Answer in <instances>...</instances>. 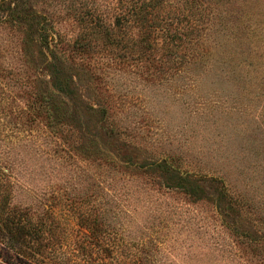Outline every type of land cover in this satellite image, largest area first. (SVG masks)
Returning <instances> with one entry per match:
<instances>
[{"label": "rangeland", "instance_id": "rangeland-1", "mask_svg": "<svg viewBox=\"0 0 264 264\" xmlns=\"http://www.w3.org/2000/svg\"><path fill=\"white\" fill-rule=\"evenodd\" d=\"M163 3L172 31L185 32L189 5ZM203 3L224 24L214 53L186 72L162 43L132 59L87 35L85 13L112 26L126 0H0V264H80V193L98 184L121 187L126 214L106 223L147 240L146 264H264V0ZM17 5L61 37L57 57L37 16H10ZM167 156L222 177L227 195L149 166Z\"/></svg>", "mask_w": 264, "mask_h": 264}, {"label": "trees", "instance_id": "trees-1", "mask_svg": "<svg viewBox=\"0 0 264 264\" xmlns=\"http://www.w3.org/2000/svg\"><path fill=\"white\" fill-rule=\"evenodd\" d=\"M126 1L129 4L127 9L116 14L112 26L107 24L103 14L85 13L89 17V19L84 20L87 23V31L90 29L87 35L97 38V40L102 41L101 43L105 45L127 49L132 59L137 56L141 58L143 55L151 53L157 47L156 45L162 43V48L166 52L165 54L177 57L176 59H172L174 70L183 69L186 72L196 69L197 65L204 62L206 57L214 53L212 49H216L215 46H218L221 34H219V27H216L215 24L222 26L224 21L219 14L208 8L209 6L205 5L203 0H183L186 5H189L190 11L194 16L190 25H183L186 28L185 32L172 31L171 27L175 21V17L169 13L163 14V0H153L158 5L157 11L151 10L149 5L146 4V0ZM18 8L19 5L13 7L10 16L12 15V17L18 20L27 19L30 15L37 16L38 26L36 30L41 34L47 33L43 41L47 40L48 50L53 57H57V50H62V46L59 45L62 42L61 37L58 34L57 36L56 34L52 35L50 34L52 32L48 31V29L39 26V21L42 19V14L39 11L29 10L28 8L18 10ZM176 19L178 18L176 17ZM128 23L134 30L138 28L136 37L134 34L128 35V32L123 31L122 28L128 25ZM180 23V20H177V24ZM175 29L178 31V27ZM43 41L42 45H45ZM244 64L250 67L253 66L252 62ZM209 68L210 66L205 63L201 67V71H206ZM54 79L55 75L53 74ZM239 79L245 82L249 81L248 76H239ZM54 86L60 94L61 92H66V89L57 85L55 80ZM174 160L175 157L167 156L159 160L155 159L151 164L149 163V166L153 165V167L161 169L164 173L165 171L174 173L179 171V183L184 188H192L199 182L203 183L207 181L208 183L216 184L219 188L221 187L222 189H219L222 191L221 194L227 195V184H225L222 177L181 170L173 162ZM112 162L114 164L117 163L115 160ZM98 187L100 188L98 190L95 188L97 191L85 188L80 193V212H78L81 235L80 247L82 249V251L80 250V264H94L96 261L100 262V264H146L147 258L143 256L149 254L151 251L150 248H147V240L143 238L137 241L129 240L130 238L126 239L122 235V224L109 227L110 224L106 223V220L113 219L108 218L109 216L120 218L126 214L119 208L118 201L114 200V198L120 199L121 195L124 194L121 187H112L114 192L111 193L109 191L104 193L106 187L100 186V184H98ZM105 204H109L108 208L105 207ZM116 222L119 223V221ZM6 225L10 230L8 224ZM83 237L84 239H82ZM105 237H108L110 241L104 245ZM9 241H11L10 243L14 248L17 250L21 249L20 245L22 242L18 237L16 238L12 235ZM147 243L151 247L153 241L150 240Z\"/></svg>", "mask_w": 264, "mask_h": 264}]
</instances>
